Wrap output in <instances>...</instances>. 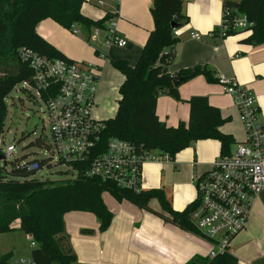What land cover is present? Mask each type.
<instances>
[{
    "label": "trees",
    "instance_id": "obj_1",
    "mask_svg": "<svg viewBox=\"0 0 264 264\" xmlns=\"http://www.w3.org/2000/svg\"><path fill=\"white\" fill-rule=\"evenodd\" d=\"M83 3V0H0V133L7 114L5 100L15 87L30 82L32 77L29 68L19 61L17 50L26 47L51 59L72 61L37 34L35 28L41 21L51 19L67 31L72 25L80 26L87 34L95 28L105 29L110 13L106 12L97 20L90 19L81 13ZM183 3L184 0H153L150 8L153 29L135 65L130 66L125 60L111 61V65L122 74L123 81L118 88L115 116L105 123L104 143L109 138H118L141 145L147 151L166 153L173 161L193 143L212 140L219 143L220 155H230L236 142L231 135L220 131L229 118H223L206 97L194 96L186 101L187 124L181 122L176 128L167 127L156 116L159 96L166 95L180 101L178 90L184 82L203 76L208 83H217V77L205 67L197 66L175 74L168 71L174 59L173 48L178 43L173 31L185 22L181 13ZM236 10L251 24L246 31L250 34L240 42L252 46L264 44V0H240ZM180 78L183 81L173 85V81ZM31 147L50 151L41 138L26 146ZM5 163L11 168L0 167V234L17 230L29 236L35 244L30 259L36 264L76 263L64 235L63 217L70 212L89 213L98 220V230L106 231L113 215L104 203L103 194L146 211H152L149 203L157 200L165 215L152 211L154 214L204 239L190 219L197 206L195 201L177 211L162 189L125 190L112 182L87 177L83 174V165H74L77 176L59 183L33 179L38 171L51 167L49 157L29 160L27 156H21ZM19 163H36L37 169L29 171L26 166L17 167ZM82 232L92 233L90 230ZM11 257V253L0 256V264H11ZM186 264H237V260L226 251L213 258H196Z\"/></svg>",
    "mask_w": 264,
    "mask_h": 264
},
{
    "label": "crops",
    "instance_id": "obj_2",
    "mask_svg": "<svg viewBox=\"0 0 264 264\" xmlns=\"http://www.w3.org/2000/svg\"><path fill=\"white\" fill-rule=\"evenodd\" d=\"M132 1L135 6L142 7L143 2L148 0ZM233 1H226V5L231 10L237 11L239 3L235 5ZM120 6L124 13L122 0ZM182 10L185 22L178 28L179 35L176 37L178 43L173 48L174 59L168 66L169 73L175 74L180 70L193 69L197 66L205 67L214 77L235 78L246 90L249 88L254 91L257 101L259 100L258 103L264 106V44L252 46L241 43L240 41L245 39L250 34L249 32L225 38L219 37L216 30L221 23L223 14V4L220 0H188L185 4L183 3ZM104 12L117 13L109 10ZM125 13L131 17L128 19L140 23L139 16L131 15L126 10ZM38 25L35 28L37 34L65 56L66 54L62 52L63 49L50 41L48 36L38 31ZM141 27L145 30L142 42L139 36L140 52L153 25L147 23L144 26L141 23ZM117 30L121 36L118 23ZM121 30L128 35L131 33L128 29L121 28ZM195 33L200 35V38L190 39V36ZM211 33H213L212 36ZM99 61L101 60L98 59L96 63L101 65L103 61ZM127 63L130 66L135 65L128 61ZM95 66L100 70L98 65ZM216 88L222 94L224 93L218 83H208L203 76H197L184 82L178 90L180 101H174L166 95L159 96L156 104L158 120L167 127L173 128H176L181 122L187 124L188 105L186 101L194 96H204L212 106L220 111L221 116L229 118L230 122L231 118L238 115L236 106L234 103L228 104L227 102L226 105H223L222 100L228 99V96L224 93L226 96L220 97L216 94L218 90ZM248 92L252 95L249 90ZM257 108L259 114L260 109ZM227 135L233 137L232 134ZM219 155V143L212 140L195 142L187 150L176 155L172 162V164L179 165L175 175L178 177L184 175L185 177L179 180L177 186L184 195L181 199L175 201L172 199L171 201L174 210L181 211L195 201L197 196L196 190L193 188L195 184L193 186L188 179L192 177L194 182L195 177L207 172ZM169 162H147L145 164H164L162 165L163 169H166L167 164L165 165V163ZM153 184L154 187L150 189L157 188L164 191L161 180L154 181ZM103 200L113 215L109 228L104 232L98 230L99 222L92 214L70 212L63 217L64 235L75 255V264H186L196 258L208 257L212 250V246L207 240L179 229L154 213H147L126 201L119 203L114 199H109L110 206H108L104 197ZM158 208L159 210L153 208L152 211L165 215L160 206ZM14 226L17 227V224ZM83 230H90L92 233L86 234L82 232ZM14 232L16 231L5 233L9 237L5 239L6 243L0 241V248L8 247L4 254L11 253L10 263L18 264L22 258H30L31 238L22 232H20L21 235H15ZM15 238H22L20 241L23 246L27 248L30 245V250L27 249V253H20V241L14 245L9 243V241H15ZM228 251L236 258L237 264H264V191L256 197L245 228L232 240ZM19 258L20 260H18Z\"/></svg>",
    "mask_w": 264,
    "mask_h": 264
},
{
    "label": "built area",
    "instance_id": "obj_3",
    "mask_svg": "<svg viewBox=\"0 0 264 264\" xmlns=\"http://www.w3.org/2000/svg\"><path fill=\"white\" fill-rule=\"evenodd\" d=\"M220 1L223 14L216 34L225 38L234 33H246L251 27L246 17L231 10L226 5L228 0ZM95 3L99 8L105 6L103 0ZM117 18V13H110L105 29H92L89 38L96 41L103 33L105 46L125 48L127 41L118 33ZM69 30L75 35L81 34L75 25ZM178 35V30L173 31L174 37ZM199 38L196 33L190 36L193 40ZM17 55L32 73L31 81L19 86L34 102L43 105L50 126L48 146L52 155L49 158L55 157L70 168L74 177L77 176L74 165H83V174L87 177L139 192L145 163L171 161L166 153L147 151L141 145L118 138L103 142L107 120L98 119L94 114L100 77L97 66L90 62L51 59L26 47L19 48ZM96 55L104 58L98 51ZM217 83L233 99L245 135L230 155H219L207 172L194 179L197 206L190 219L212 246L209 258L228 251L232 240L245 228L256 197L264 191V123L258 121V108L252 95L235 78L218 76ZM0 151L3 162H10L15 145ZM23 166L29 171L37 169L36 163L17 165ZM34 245L31 240V248ZM18 264L36 263L29 258Z\"/></svg>",
    "mask_w": 264,
    "mask_h": 264
},
{
    "label": "rangeland",
    "instance_id": "obj_4",
    "mask_svg": "<svg viewBox=\"0 0 264 264\" xmlns=\"http://www.w3.org/2000/svg\"><path fill=\"white\" fill-rule=\"evenodd\" d=\"M84 2L81 8V13L90 19H100L104 15V11L109 10L118 13V27L121 36L127 40V47L120 49L116 46H105L103 43L104 34L102 33L96 41L89 38V34L80 26L75 25V29L81 32L80 35H75L70 30L67 31L62 27L58 26L52 20L45 19L38 25V31L50 38L55 45L63 49L65 56L75 62H90L93 65H98L100 67L99 73V88L96 97V107L94 114L98 119L109 120L114 118L116 108L118 105L119 94L118 88L122 84L123 76L122 74L111 65V61L127 60L131 64H134L138 59L140 52L139 36L142 38L144 36L145 28L141 27V23L152 24L153 20L150 14V8L152 7L153 0H148L143 2L142 7L135 6L132 0H122V8L124 13L121 11V0H103L105 6L99 8L95 1L96 0H83ZM188 0H184L187 2ZM240 0H234V4H238ZM183 9V8H182ZM125 10L135 16H139L140 23H135L128 18H131ZM183 11V10H182ZM131 27H130V26ZM220 26V24H219ZM217 27V29L219 28ZM121 28L130 30V34L123 32ZM128 35V36H127ZM98 51L104 55L101 59L100 56L96 55L94 51ZM98 59L103 61L101 65L97 64ZM99 61V62H101ZM218 89V88H216ZM252 97L255 100V105L259 107L260 113L257 114L258 121L264 123V106L260 105L257 101L256 94L251 91ZM247 90V91H248ZM33 92V91H32ZM34 93V92H33ZM216 94L220 97H225L226 95L221 93L219 89ZM228 96V95H227ZM233 104V99L228 96L222 100V104L226 105ZM5 105L7 107V114L4 121V126L2 132L0 133V150L5 151L10 145H15V152L12 157V161L20 158L21 156H27V159L31 160L34 158L44 159L50 157L51 151L45 148L31 147L26 148L28 144L34 142L36 139L41 138L46 145L51 142V131L46 115L44 114V107L40 105L29 97V94L21 90V86L15 87L13 91L8 95L5 100ZM220 131L225 134H232L236 143H240L244 139L245 131L241 121L239 120V114L231 118L230 122L223 125ZM235 149V145L232 146V150ZM187 150V149H186ZM174 161L165 163L166 169H163L164 164H145L143 166V176L141 181L142 190H147L154 187L153 182L161 180L163 182V188L166 196L170 201L172 199L175 201L181 199L184 195L181 189H179L178 182L181 177L176 176L177 167L179 165L172 164ZM0 167H5L6 170H10L11 165L3 161L0 162ZM146 171V172H145ZM72 171L65 165H62L58 160L53 157L51 160L50 168H43L37 172L32 178L38 179L40 181H52V182H62L73 178ZM194 186L192 177L188 179ZM195 190V186L193 187ZM197 194V191H196ZM105 202L109 205V199L113 200L108 194L103 195ZM197 197V196H196ZM196 200V198H195ZM159 203L157 200H152L149 203V208L153 210L156 208L159 210ZM146 211V210H145ZM147 213L153 214L152 211H146ZM15 235H21L20 231L14 232ZM6 234L0 235V241L5 242L7 239ZM17 237V236H15ZM21 237V236H20ZM22 239V238H21ZM20 238H15V241H9L10 245L18 244L21 240ZM6 243V242H5ZM20 253H27L30 250V245L26 247L23 246L22 241L19 242ZM207 243V242H206ZM9 245V246H10ZM208 245V243H207ZM8 247L0 248V256L7 252ZM28 249V250H27ZM26 259V258H22ZM20 260V258L18 259Z\"/></svg>",
    "mask_w": 264,
    "mask_h": 264
},
{
    "label": "water",
    "instance_id": "obj_5",
    "mask_svg": "<svg viewBox=\"0 0 264 264\" xmlns=\"http://www.w3.org/2000/svg\"><path fill=\"white\" fill-rule=\"evenodd\" d=\"M172 26L174 27L175 25L172 24ZM182 81H183V79H181V78H180V79H176V80L173 81V85L176 86V85H178L179 83H181ZM1 161H3V156L1 155V151H0V162H1Z\"/></svg>",
    "mask_w": 264,
    "mask_h": 264
}]
</instances>
